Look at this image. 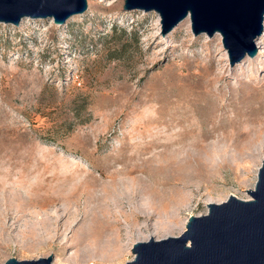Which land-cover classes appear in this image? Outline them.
Wrapping results in <instances>:
<instances>
[{
	"label": "rangeland",
	"instance_id": "rangeland-1",
	"mask_svg": "<svg viewBox=\"0 0 264 264\" xmlns=\"http://www.w3.org/2000/svg\"><path fill=\"white\" fill-rule=\"evenodd\" d=\"M122 5L0 23V264H126L154 229L179 236L210 201L254 188L264 57L231 66L220 34L186 18L160 36L155 12Z\"/></svg>",
	"mask_w": 264,
	"mask_h": 264
},
{
	"label": "water",
	"instance_id": "water-1",
	"mask_svg": "<svg viewBox=\"0 0 264 264\" xmlns=\"http://www.w3.org/2000/svg\"><path fill=\"white\" fill-rule=\"evenodd\" d=\"M124 11L155 12L160 36L189 18L193 35L220 34L228 64L257 54L264 0H123ZM87 10V0H0V23L18 26L25 18L52 19L63 25ZM249 200L230 195L206 205L205 215L190 216L176 237L135 242L126 264H264V159ZM53 258L8 259L4 264H52Z\"/></svg>",
	"mask_w": 264,
	"mask_h": 264
},
{
	"label": "bare ground",
	"instance_id": "bare-ground-1",
	"mask_svg": "<svg viewBox=\"0 0 264 264\" xmlns=\"http://www.w3.org/2000/svg\"><path fill=\"white\" fill-rule=\"evenodd\" d=\"M256 46H257V50H258V53H257V58L259 59V58H263L264 57V24H263V30H262V33H261V35L256 39ZM132 173L133 172H136V171H131ZM130 172V173H131ZM243 200H249L250 199V196H245V198H242ZM142 203L143 204H149L150 203V199L149 198H144V199H142ZM210 203H213L212 201H210L208 204H210ZM135 205V204H134ZM139 206V205H138ZM137 207V206H136ZM109 212V211H108ZM200 216H201V214H200ZM164 219H166V216H165V218ZM171 221V220H170ZM163 223H165V222H163ZM163 225V224H162ZM174 226V225H173ZM155 230V229H154ZM153 230V232H151L144 240H142V241H147L148 239H154L155 237H156V234H158V233H161V232H164V234L165 235H168V234H170L171 232H173V230H174V228L170 225V223L169 222H166V225L164 226V227H162V230L160 229V230H155L154 231ZM100 235V234H99ZM143 239V238H142ZM117 241H119V230H117L116 231V242ZM111 247V251L109 252V251H107L109 248L107 247V246H105L104 247V250L106 251V252H108L107 254H108V260L109 261H112V260H114L115 258H117V256L119 255V252H121L120 250H119V245H118V247L116 246H110ZM97 250H98V247L96 246V245H92L91 246V251L93 252V254H94V252H97ZM105 251L103 252V254L105 253ZM102 252V251H101ZM106 254V255H107ZM91 256V255H90ZM103 256V255H102ZM93 257V256H92ZM88 259V258H87ZM89 261V260H88ZM92 261V260H91ZM91 264H101L100 262H95V261H92V263Z\"/></svg>",
	"mask_w": 264,
	"mask_h": 264
}]
</instances>
